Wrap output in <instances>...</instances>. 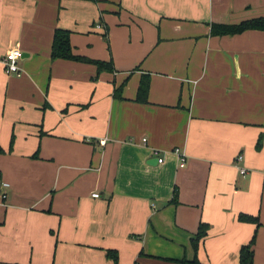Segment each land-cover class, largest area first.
<instances>
[{"label": "crops", "instance_id": "0c3cea01", "mask_svg": "<svg viewBox=\"0 0 264 264\" xmlns=\"http://www.w3.org/2000/svg\"><path fill=\"white\" fill-rule=\"evenodd\" d=\"M260 16L264 0H0V264H178L201 222V262L238 264L255 233L264 264V30L211 34ZM56 29L86 59L52 58Z\"/></svg>", "mask_w": 264, "mask_h": 264}, {"label": "trees", "instance_id": "16d2710c", "mask_svg": "<svg viewBox=\"0 0 264 264\" xmlns=\"http://www.w3.org/2000/svg\"><path fill=\"white\" fill-rule=\"evenodd\" d=\"M247 29H260L264 30V16L255 17L247 20H243L237 24H215L211 25V34L214 35H224V34H235L241 33ZM70 31L67 29H56L53 36V41L51 45V56L52 58H65V59H74V60H83L86 59L79 55H74L72 53L71 45H70ZM89 60V59H88ZM97 67L103 68L105 64H107V68L110 67L111 62H102L96 61ZM148 92V81L145 78H142L137 90V99L146 101ZM263 135L259 136L256 148L261 146ZM13 138L10 141L9 151L12 148ZM5 153V150L0 145V154ZM36 156V154H35ZM173 201L175 202L176 192L173 194ZM239 220L245 222H253L258 224V218L252 215H248L245 213H240L238 215ZM209 229V225L207 223H199L198 229L194 236L191 238V246L194 251V256L191 259H187L182 257L180 259H171L167 258V260L175 261L178 264H209L201 262L197 257V249L199 245V241L207 234ZM255 241V233L250 239V241L246 244L241 245L238 253V264H253V250L252 245ZM106 255L108 258H111L115 264L118 261V254L116 250L107 249Z\"/></svg>", "mask_w": 264, "mask_h": 264}, {"label": "built area", "instance_id": "2783aa9c", "mask_svg": "<svg viewBox=\"0 0 264 264\" xmlns=\"http://www.w3.org/2000/svg\"><path fill=\"white\" fill-rule=\"evenodd\" d=\"M21 59V50L18 47H12L10 48L2 57V64H3V69L5 73L7 74H19L20 68L18 66V62ZM146 139L143 138V141ZM104 141L102 140L101 143ZM153 154L157 156V161L162 162V157H159V150L158 149H153ZM173 153L177 156L178 161H179V166H184L186 162V154L184 153L183 150L180 148H175L173 149ZM241 156H237V160H239ZM240 172L242 174L245 173V169L240 168ZM3 186H7V183H2ZM92 197H98L99 193L95 192L91 194ZM5 194H3V197Z\"/></svg>", "mask_w": 264, "mask_h": 264}, {"label": "water", "instance_id": "95a60500", "mask_svg": "<svg viewBox=\"0 0 264 264\" xmlns=\"http://www.w3.org/2000/svg\"><path fill=\"white\" fill-rule=\"evenodd\" d=\"M21 57H22V52H21ZM157 160V158L155 159V161Z\"/></svg>", "mask_w": 264, "mask_h": 264}]
</instances>
